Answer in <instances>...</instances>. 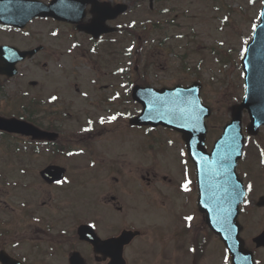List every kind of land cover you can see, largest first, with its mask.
I'll return each mask as SVG.
<instances>
[{
	"label": "flooded vegetation",
	"instance_id": "1",
	"mask_svg": "<svg viewBox=\"0 0 264 264\" xmlns=\"http://www.w3.org/2000/svg\"><path fill=\"white\" fill-rule=\"evenodd\" d=\"M95 1L104 6L95 9L96 16L105 19V26L113 32L94 37L78 30L76 24L54 20L44 21L67 28L30 33L28 27L16 29L0 25V47L20 51L42 47L30 60L17 64V75L0 76V97L6 107V110L0 109V116L26 120L40 130L58 135L55 141L49 142L0 133L7 145L28 144L35 148L33 156L14 157L12 163L18 166L14 174L22 181L20 192L24 196L18 214L5 203L0 220V253L19 264H122L123 258L126 264H162L164 259L165 253L155 251L152 245L155 235L160 238L161 233L151 229L149 214L154 202L163 198L152 192L154 187L171 182L149 165L131 167L128 172L122 170V148L145 164L157 156H165L171 149H179L185 155L184 146L179 135L149 127L139 128L141 139L124 141L121 138L122 114L116 111L120 103L112 106L116 107L114 111H107L103 95L106 86L100 82L111 76L119 81L122 76L124 16L113 13L124 3L131 8L133 0ZM92 9L90 4L85 6L79 25L92 22L95 18ZM100 25L99 22L96 27ZM109 64L114 66L113 75L105 71ZM28 66L43 70L51 67L52 75L45 82L29 79ZM66 69H70L68 75ZM83 73L91 81L92 95L85 107L70 111L72 103L62 100L63 84L73 80L76 94L80 95L76 80ZM114 94L110 103L118 101L116 90ZM82 97L86 98L84 94ZM107 133L111 136L109 141L102 142ZM76 151L88 155L83 160V170L78 172L70 170L64 162L67 157L70 159L69 153ZM87 163L97 166L90 169ZM53 166L64 168L65 173L60 182L49 184L41 179L40 173ZM237 174L246 192L239 209V235L244 248L252 253L254 264H264V140L256 139L245 145ZM124 175L136 181L138 190L134 185L124 184ZM174 188L178 186L174 184ZM81 227L91 229L86 231V238L78 235ZM123 231L138 232L124 248L118 242ZM214 245L218 247L217 261L213 263L211 259V264H232L219 238L206 227L205 216L199 213L198 264H208L206 259L212 255Z\"/></svg>",
	"mask_w": 264,
	"mask_h": 264
},
{
	"label": "rangeland",
	"instance_id": "2",
	"mask_svg": "<svg viewBox=\"0 0 264 264\" xmlns=\"http://www.w3.org/2000/svg\"><path fill=\"white\" fill-rule=\"evenodd\" d=\"M260 8V0H216L215 2L213 0H161L157 4L156 9L164 11V13L161 17H156V15L152 16L145 6H135L133 12L129 13L121 21L123 29L121 49L122 76L119 81H115L114 77L111 76L100 82L106 86L103 95L106 98L107 111H114L116 107L112 106L120 103L116 111H121L122 114L123 127L121 138L124 141L128 140L127 137L131 134L126 133L129 128V118L136 115L137 111H139V107L129 101L128 89L130 88L127 84L146 83L140 78L142 75L146 77L150 85L168 87L179 83L189 84L193 81L194 76L197 75L203 87L202 100L212 109V117L207 121V126L211 128L212 134H218V129L214 128V126L218 128L228 122L229 113L227 110L241 94L240 89L238 97L232 96L237 92L235 85L239 84L240 78L238 75L241 73L240 68L237 70L238 55L251 36L252 30L258 21ZM131 23L132 25L135 23V26L132 28H130ZM151 23H157L158 27L162 29L152 31L143 26H149ZM28 28L31 30L30 33H34L36 30L46 28L67 27L51 22L37 21ZM129 46H132L130 50H128ZM111 51L114 52V49ZM125 56H128V58ZM226 57L228 58L226 59V63L229 64L220 63L225 61ZM134 58L137 59L136 62H134ZM104 61L106 62V60ZM135 67L139 70L137 73L134 71ZM51 70V67L43 70L40 67L28 66L26 74L28 72L29 79L45 82L46 77L52 75ZM65 71L67 75L70 73V69H66ZM105 71L109 75L112 74L114 66L109 64ZM76 81L78 90L81 91L80 95H76L77 89L73 87V80L70 79L63 84L62 100L72 103L71 107L73 110L70 111L85 107L86 101L92 95L91 81L88 79L86 73L80 74ZM120 83L122 84L121 87ZM115 90L118 94V101L110 103V100H114ZM82 94L86 98H83ZM3 103L4 100L0 97V109L6 110ZM108 106L111 108H108ZM5 112L19 113L20 111ZM246 122L247 119L244 117V125ZM130 136L133 139L142 138V136ZM110 137V134L107 133L106 137L101 141H109ZM11 151L6 146L2 147L0 144V220L3 218L5 202L18 214L20 196L22 198L24 196L23 192L20 193L19 190L20 178H17L18 176L14 174L15 168H18V166L12 163L14 153ZM174 151L179 150L175 149ZM122 152V170L128 172L131 170V167L134 169L142 167L138 164L139 161L135 154L129 155L123 148ZM28 155L33 156L31 153ZM76 156L79 160L75 158ZM87 156V154L75 155L71 156L69 160L67 157L64 162L68 164L70 170L72 168V171L78 172L81 169L83 170L85 166L83 160L87 159ZM173 156V152H170L165 156L157 158L153 161V168L159 169L161 174H171L170 172L173 171L172 165L175 164ZM150 163L148 162V165ZM87 166L90 169L94 168V164L93 167L90 164ZM98 171L100 170H96L95 172ZM189 176L188 172L185 173L182 170L175 171L174 176L172 175L177 181L181 182L188 181ZM128 177V175H124V184L128 186L134 185V188L138 190L136 181L134 182V180L128 179ZM161 189L159 191L161 193H175V189L168 185L161 187ZM29 196L35 199L33 195ZM169 206L170 201L161 202L160 198L154 202L157 215V218L154 220L155 222L152 224L154 232L164 230V226L168 222L166 220V223L163 224L161 216L164 213L167 214ZM183 206L187 213L190 212L192 215L190 218L193 220L192 223L197 225L198 212L195 209L196 206L195 204H191L189 197L185 195H183ZM137 213L142 214L141 212ZM186 216L190 215L186 214ZM161 225L164 226L161 227ZM179 231V229L171 226L169 248L174 246L173 243H176L179 239L175 235ZM186 235L188 236L184 237L186 249L183 245L181 249L177 247V250L184 251V254L189 253L190 248H187V246L192 242L198 245V230ZM165 242L166 240L155 235L152 245L158 248ZM217 249L218 247L215 245L212 247L213 253L206 259L208 264H211V259L213 263L217 261ZM177 250L168 251V256L173 260V264H187V256H175V253L178 252ZM170 263L171 260L167 264Z\"/></svg>",
	"mask_w": 264,
	"mask_h": 264
},
{
	"label": "water",
	"instance_id": "3",
	"mask_svg": "<svg viewBox=\"0 0 264 264\" xmlns=\"http://www.w3.org/2000/svg\"><path fill=\"white\" fill-rule=\"evenodd\" d=\"M81 0H54L49 6H45L35 1H23V14L16 17L7 18L6 23L11 22L17 26H24L34 17H53L58 20H68L70 17V7ZM123 9L121 10V12ZM21 58L25 54H19ZM18 59H14L13 63ZM3 66V60H0V67ZM243 67L245 71H249L246 81V96L239 107L234 108L232 113L231 124L225 129L224 135L218 143V146H227L229 144L236 149L233 152L235 157L233 161H237L242 146V138L240 134V118L243 109H247L250 116V125L247 132L254 133L259 125L264 124V0L263 9L260 15V24L256 27L253 41L247 47L246 54L243 59ZM9 74V73H8ZM14 72L11 71L10 75ZM199 85H193L190 88H175L172 90L151 91L147 89L136 88L133 91V99L142 104L143 111L141 115L135 118L131 123L134 125H163L177 130L184 135L189 133L188 138L185 137L187 149L190 158L195 162L197 169L198 182V163L213 161L215 153L211 156H205L203 150V142L205 136L204 119L210 115V111L204 107L199 98ZM192 131H189L187 128ZM0 130L21 135H30L35 140H43L50 138L46 133L40 132L22 122L16 120H5L0 118ZM234 135V136H233ZM227 168L232 166L227 165ZM50 170H46L42 175L44 179L52 182L54 179H47L45 174ZM63 172V170H61ZM203 173L212 178L215 176L213 166H203ZM238 201L234 202L236 210ZM211 228L217 232V227L211 225ZM218 233V232H217ZM235 235V234H234ZM227 244V240L224 241ZM233 250V249H232ZM234 251V250H233ZM2 264H7L0 256Z\"/></svg>",
	"mask_w": 264,
	"mask_h": 264
},
{
	"label": "snow or ice",
	"instance_id": "4",
	"mask_svg": "<svg viewBox=\"0 0 264 264\" xmlns=\"http://www.w3.org/2000/svg\"><path fill=\"white\" fill-rule=\"evenodd\" d=\"M112 119H115V117H112ZM185 190L187 189V185H184ZM190 219V218H189Z\"/></svg>",
	"mask_w": 264,
	"mask_h": 264
}]
</instances>
